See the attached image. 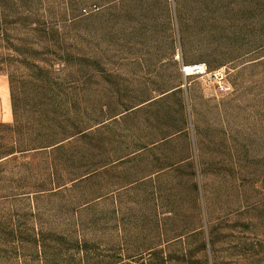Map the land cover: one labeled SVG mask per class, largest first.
Listing matches in <instances>:
<instances>
[{
	"label": "rangeland",
	"instance_id": "1",
	"mask_svg": "<svg viewBox=\"0 0 264 264\" xmlns=\"http://www.w3.org/2000/svg\"><path fill=\"white\" fill-rule=\"evenodd\" d=\"M11 74L88 137L1 164L0 264H264V0H0Z\"/></svg>",
	"mask_w": 264,
	"mask_h": 264
},
{
	"label": "trees",
	"instance_id": "2",
	"mask_svg": "<svg viewBox=\"0 0 264 264\" xmlns=\"http://www.w3.org/2000/svg\"><path fill=\"white\" fill-rule=\"evenodd\" d=\"M9 78L14 122L12 124H0V166L2 163L26 159L29 155L39 156L58 153L72 140L88 137V130L78 128L75 132H70L61 126L57 105L52 106V117H49L47 103L50 98L56 100L57 94L50 98L43 94V96L33 100L20 94V79L12 74ZM51 166L54 170L53 163ZM52 187L61 188L54 182ZM30 189L33 192H28V194L44 191L41 186L36 184H32ZM78 255L79 253L72 256L65 255L64 259H76L77 261ZM105 259L106 256L103 254H84L80 262L82 264H105Z\"/></svg>",
	"mask_w": 264,
	"mask_h": 264
},
{
	"label": "built area",
	"instance_id": "3",
	"mask_svg": "<svg viewBox=\"0 0 264 264\" xmlns=\"http://www.w3.org/2000/svg\"><path fill=\"white\" fill-rule=\"evenodd\" d=\"M181 75L185 80L191 77H199L207 80L216 86L218 91L230 93L231 85L226 81V73L224 70L209 71L208 66L204 63H196L191 65L182 64L180 66Z\"/></svg>",
	"mask_w": 264,
	"mask_h": 264
}]
</instances>
